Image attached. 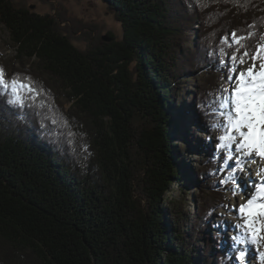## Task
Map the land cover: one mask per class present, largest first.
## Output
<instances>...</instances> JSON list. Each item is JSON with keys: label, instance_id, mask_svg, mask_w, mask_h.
<instances>
[{"label": "trees", "instance_id": "1", "mask_svg": "<svg viewBox=\"0 0 264 264\" xmlns=\"http://www.w3.org/2000/svg\"><path fill=\"white\" fill-rule=\"evenodd\" d=\"M27 1L0 0L16 51L0 62V264H236L224 224L211 223L227 201L220 160L200 161L203 206L190 221L174 148L186 158L201 139L172 136L193 76L196 135L221 127L237 65L222 38L252 34L249 52L264 43V0H91L122 27L107 42ZM13 81L33 90L13 93Z\"/></svg>", "mask_w": 264, "mask_h": 264}, {"label": "rangeland", "instance_id": "2", "mask_svg": "<svg viewBox=\"0 0 264 264\" xmlns=\"http://www.w3.org/2000/svg\"><path fill=\"white\" fill-rule=\"evenodd\" d=\"M27 3L36 8L39 13H54L57 14L58 11L65 10L66 15L73 20H78L83 22L84 24H94L95 25V32L92 33L94 39L96 40L99 36L102 38L103 41L107 42L109 39L107 35L109 32L114 33L119 38L122 36L123 30L120 23L115 19V17L108 11L107 5L101 1H91V0H28ZM78 37H82L81 32L77 34ZM107 38V40H105ZM10 44V35L7 29L3 24L0 23V62L4 63L6 61L12 63L14 62V58L16 56V51L14 48L9 46ZM76 44L81 47L82 49L85 48V43L82 41H77ZM251 61H248L245 65L239 67H247ZM14 68H20L21 64L19 62L14 63ZM30 64L26 66L29 68ZM238 65L233 66V68H237ZM227 70V68H226ZM234 75V73H233ZM201 76V75H200ZM195 79L192 82L193 86H190L188 89L185 88V91L189 92L188 96L185 97V101L180 104L179 107H182V112L180 113V130L177 133H174L172 136L175 140V144L180 143L183 139L181 136L185 135V140L191 142L194 138L201 139L200 145L202 146L201 149L193 150L194 147L191 142L190 151L186 154V158L182 156L180 148L178 145L176 149L174 148V154L177 157V160L181 163V173L184 176V179L189 178L191 183L187 188V209L190 211L191 219L198 211V208L203 206L202 198L198 196L200 191V179H199V169L202 166L200 161L206 157V155L216 156L220 160V176L222 188L224 193L226 194V203L222 205L218 202L215 205V213L212 218V226L218 224H224L225 229L227 230L226 233V241L227 246L226 249L232 254V257L236 260V264H263L260 260L259 252H264V244L261 246H255L254 248L258 249L259 251H254L252 248L251 250L245 249L242 247L241 241L238 243L234 235L237 234L240 238H248L245 236V232L241 230L244 228L242 223L244 222V217L238 214L239 205L244 203L242 197L246 195L241 190V186L243 183H252L253 181L250 180V174L254 172V168L250 164V168L243 167L240 168V163L237 162V146L235 142L228 141L225 143L221 141L219 137H221V131H223L224 135L226 136V123L223 121L221 127L219 129H213V132L208 131L206 134H197L195 133V128L197 122L200 120L199 116L197 115L196 109H191V101L194 95L196 98L201 93V90L196 89L199 85V77L193 76ZM232 84V82L230 81ZM231 89V87H230ZM229 89V90H230ZM193 103V102H192ZM71 105L70 102H66V107L69 108ZM208 139H207V138ZM207 141H206V140ZM227 140V136H226ZM199 141V140H198ZM227 144L225 147L224 145ZM231 144V145H229ZM196 146V145H195ZM208 152V153H207ZM188 159V162L186 161ZM252 162V161H251ZM203 180V179H202ZM189 183V181H188ZM187 183V184H188ZM252 189V188H251ZM173 192L171 195H167L169 199L172 197L179 198L180 197V188L175 185L173 187ZM253 190V189H252ZM251 190V191H252ZM250 191V192H251ZM243 194V195H242ZM255 226H257V221L259 220V233L256 234V237L259 236L264 240V218L255 217ZM189 226V224L187 225ZM204 248H201L203 251ZM240 251H245V260L240 261L237 259L239 256Z\"/></svg>", "mask_w": 264, "mask_h": 264}, {"label": "snow or ice", "instance_id": "3", "mask_svg": "<svg viewBox=\"0 0 264 264\" xmlns=\"http://www.w3.org/2000/svg\"><path fill=\"white\" fill-rule=\"evenodd\" d=\"M239 36L237 33H231V36L223 37V41L229 47L235 45L234 53L230 56L237 68H230L234 73L228 80L232 82L231 89H223L226 93L219 102L221 116L226 123L227 140L235 142L237 149L243 151L247 149V154L253 153L259 157H264V43H259L251 52L248 51V45L245 43L251 38ZM251 61L247 67H239ZM0 87L7 89V83L3 78V70L0 69ZM20 88H27L32 91L31 85H24L13 81V93H17ZM14 101H9L13 103ZM226 136L219 139L224 141ZM238 138V139H237ZM225 147L227 144L224 145ZM259 195L264 197V184L259 186ZM239 213L248 219L245 223L248 229L252 231L253 243H256L255 217L264 218V203H257L256 197H252L246 204L239 205ZM242 238H237L239 243ZM245 251H240L238 260H245ZM259 257L264 262V252H259Z\"/></svg>", "mask_w": 264, "mask_h": 264}, {"label": "bare ground", "instance_id": "4", "mask_svg": "<svg viewBox=\"0 0 264 264\" xmlns=\"http://www.w3.org/2000/svg\"><path fill=\"white\" fill-rule=\"evenodd\" d=\"M247 152H248L247 149H244L243 151H240L237 149V152H236L237 157H238L237 162L240 163V166H239L240 168L248 167V166L250 168L249 163H251V166L254 168V172L249 175L250 180L253 181V183H252L253 187L251 186V183H248L247 185H246V183H243V185L241 186V190L246 195L245 197H242V199L244 200L243 204H246L247 201L254 196L256 197L257 203H264V197H261L259 195V186L264 184V157H259V156L255 155V153H253L251 156H249L247 154ZM186 161L188 162V159ZM238 214L240 216H242L239 213V209H238ZM242 217H244L245 219H244V222L242 223V225H244V228L241 231L245 232L244 234L248 238H246V237L242 238L240 245L242 247H244L245 249L252 251V248H254L255 246H261L262 244H264V240L261 237H259L260 236L259 235L256 237V243L252 242V240H253L252 231L248 229V226L245 223V221L248 218L246 216H242ZM256 223H257V226H255V228L258 229L259 220ZM257 233H259V231H257L256 234ZM234 238L237 241V238H240V237L237 234H235ZM256 250L259 251L258 249L254 248L252 253L254 254V251H256Z\"/></svg>", "mask_w": 264, "mask_h": 264}, {"label": "water", "instance_id": "5", "mask_svg": "<svg viewBox=\"0 0 264 264\" xmlns=\"http://www.w3.org/2000/svg\"><path fill=\"white\" fill-rule=\"evenodd\" d=\"M105 40H107V38Z\"/></svg>", "mask_w": 264, "mask_h": 264}]
</instances>
